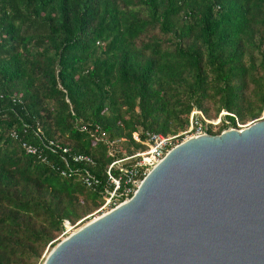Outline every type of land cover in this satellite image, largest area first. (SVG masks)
<instances>
[{
  "label": "trees",
  "instance_id": "obj_1",
  "mask_svg": "<svg viewBox=\"0 0 264 264\" xmlns=\"http://www.w3.org/2000/svg\"><path fill=\"white\" fill-rule=\"evenodd\" d=\"M194 108L210 135L263 112L264 0H0V264H41L146 147L133 133L177 135Z\"/></svg>",
  "mask_w": 264,
  "mask_h": 264
},
{
  "label": "water",
  "instance_id": "obj_2",
  "mask_svg": "<svg viewBox=\"0 0 264 264\" xmlns=\"http://www.w3.org/2000/svg\"><path fill=\"white\" fill-rule=\"evenodd\" d=\"M41 264H264V118L181 141Z\"/></svg>",
  "mask_w": 264,
  "mask_h": 264
},
{
  "label": "built area",
  "instance_id": "obj_3",
  "mask_svg": "<svg viewBox=\"0 0 264 264\" xmlns=\"http://www.w3.org/2000/svg\"><path fill=\"white\" fill-rule=\"evenodd\" d=\"M262 113V118H264V108ZM190 114L193 115V118L191 117L189 119L188 128L185 131L178 133L177 135H162L159 133L146 131L144 132V139L141 140L139 134L133 133V138L136 141L144 144L146 147L141 150H134L132 154L126 155L125 157L120 159H116L109 164L106 170V177L109 188H106L105 190L107 194L106 199L104 203L97 209L98 211L107 212L127 200L133 194L142 178L155 164H157L164 157L166 152L172 147L191 136L204 134L205 132H203L200 122L198 123L194 119V115L200 116L202 121L207 124H215V121L207 119L202 114V112L195 108ZM262 118H258L257 120H260ZM216 121L219 122L220 120L217 119ZM238 125L240 126V124ZM95 131H97V128L95 129ZM191 131L193 132V134L188 135V132L190 133ZM182 134H185V137H182V139L178 141V136H182ZM12 135L16 136L14 133H12ZM116 141H119V139ZM53 145L56 148H59L63 154L68 152L66 148L54 144L53 141L48 142L47 148H53ZM21 146L28 153L36 154L37 152V149L29 143L22 142ZM68 156L71 157V160L73 162H84L89 164L92 163V159L85 154H68ZM129 160H132V163L130 165H122L125 161ZM114 167L118 168V175L113 174L112 168ZM62 174L66 175V171L63 170ZM82 182L88 187H93L97 183V179L92 177L89 173H85L82 175Z\"/></svg>",
  "mask_w": 264,
  "mask_h": 264
},
{
  "label": "rangeland",
  "instance_id": "obj_4",
  "mask_svg": "<svg viewBox=\"0 0 264 264\" xmlns=\"http://www.w3.org/2000/svg\"><path fill=\"white\" fill-rule=\"evenodd\" d=\"M191 117L193 118V115H192V114L189 115V119H190ZM262 117H263V113H261L260 116L257 117V118H262ZM217 119L220 120L219 117H217ZM217 119L213 120V121H215V124H214L215 126L219 123V122L216 121ZM255 120H257V119H249V120H247L244 124H240V126H239V125H237V126H238V128H243L244 126H247V125L252 124ZM187 128H188V127H187ZM191 134H193L192 131H191L190 133L188 132V135H191ZM182 137L184 138V137H185V134H182ZM104 212H105V211L101 212V211L95 210L94 212H92V213L90 214V216H89L88 218H86V219L83 220L82 222H77L75 225H70V224H66V223H64V224H66V225H65V226H66V229H65L64 233L58 237L59 240L62 239V238H64L65 236H67L68 234H70L71 232H73V231L76 230L78 227L82 226L84 223L88 222V221L91 220L92 218H95V217L101 215V214L104 213ZM59 240H58V241H59ZM49 250H50V248H46V249L44 250V253H43V255H42V259H43L44 256L48 253Z\"/></svg>",
  "mask_w": 264,
  "mask_h": 264
}]
</instances>
